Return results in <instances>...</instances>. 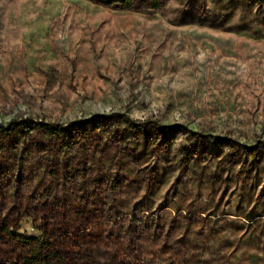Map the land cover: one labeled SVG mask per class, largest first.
I'll list each match as a JSON object with an SVG mask.
<instances>
[{"label":"rangeland","instance_id":"rangeland-1","mask_svg":"<svg viewBox=\"0 0 264 264\" xmlns=\"http://www.w3.org/2000/svg\"><path fill=\"white\" fill-rule=\"evenodd\" d=\"M126 1L0 0V264H264V0Z\"/></svg>","mask_w":264,"mask_h":264},{"label":"trees","instance_id":"trees-1","mask_svg":"<svg viewBox=\"0 0 264 264\" xmlns=\"http://www.w3.org/2000/svg\"><path fill=\"white\" fill-rule=\"evenodd\" d=\"M117 1H120V2H123L125 1V3L128 5V1L126 0H105V3L106 4H112L113 2H117ZM15 122H12L11 124H14ZM30 123L33 125L34 128H38V127H41V128H44L46 130H49V131H54V130H58L59 126L57 124H49V123H44V122H32L30 121ZM5 130V127H3L2 125H0V131H4Z\"/></svg>","mask_w":264,"mask_h":264}]
</instances>
